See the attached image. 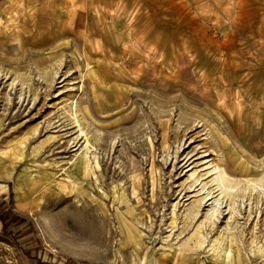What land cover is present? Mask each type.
Returning a JSON list of instances; mask_svg holds the SVG:
<instances>
[{"label":"rangeland","instance_id":"374dc122","mask_svg":"<svg viewBox=\"0 0 264 264\" xmlns=\"http://www.w3.org/2000/svg\"><path fill=\"white\" fill-rule=\"evenodd\" d=\"M20 1L0 0V199L33 223L44 261L187 264L195 236L213 258L199 264H264V198L212 231L201 201L228 154L237 178L263 169L264 0H56L54 16ZM1 229L0 264H29ZM228 232L240 252L216 251Z\"/></svg>","mask_w":264,"mask_h":264},{"label":"bare ground","instance_id":"6f19581e","mask_svg":"<svg viewBox=\"0 0 264 264\" xmlns=\"http://www.w3.org/2000/svg\"><path fill=\"white\" fill-rule=\"evenodd\" d=\"M32 0H29L27 4H30ZM55 1L56 0H49L48 4L45 6V10L47 11V14L50 16H54L53 10L55 8ZM27 2V1H26ZM72 2L75 4L78 2V0H72ZM27 4L25 3L24 0L19 2V5L22 8H25V11L27 10ZM61 15H59L57 18L59 19ZM68 18L70 19L71 16L68 15ZM57 20L52 21V25H56ZM62 22V21H61ZM60 27V26H59ZM59 34V32H58ZM33 37V42L35 44H39L41 40L38 38V33H35L32 35ZM27 41H30L31 38L26 39ZM1 74H4L7 77V73H3V71H0V78ZM10 85L13 87L16 84V79H13ZM21 98V95H20ZM73 115L75 118H77V106L74 109ZM78 122V120H77ZM83 133V130H81ZM264 132V130H263ZM95 150V149H93ZM84 154V151L82 150L79 152L77 155V159L81 158ZM76 159V160H77ZM237 158L234 157L233 155L228 154L227 155V165H230V167L222 166L219 164H212L210 167V171H208L206 174L210 173V176H213L210 179V182L214 185V187L209 190V188L206 187V185H202L201 192L205 194V197L201 199L208 202L210 209L207 213L206 220H204L202 223H205V227L209 226L211 228V231L214 230V227L216 225V221L219 219V215H222L223 212L226 210L229 212H234L236 204H238L239 207L244 205L246 203L245 199H248V196L252 197L255 194H259L262 199L264 198V164H263V169L262 172L259 173V171H254L251 169H246L247 172H252L251 174L254 175L253 177L250 178H245L244 180L242 178H237V176H234L232 171L235 170L237 171V167L234 168L237 164ZM238 166V165H237ZM240 166V164H239ZM239 171V170H238ZM13 175V172L9 173V176L11 177ZM32 217H36V213L32 211L31 213ZM208 223V225H207ZM228 231L230 230V227H227ZM71 232V236L69 237V242L75 247V249L79 248H85L91 245L90 241H84L85 237H87V234L84 232ZM131 241L137 240V236L134 233V231L130 234ZM196 239V237H191L189 240L185 242V249L186 252V257L188 259L187 264H199V256L205 257L206 259L213 261V258H211L206 252H201L198 253V248L205 245L206 241L204 242L201 239H198V241L195 243L193 246V242ZM222 239L217 238L216 241H218V246L216 247V251L218 252L220 249L224 252H227L225 250H230L232 251H241L243 249V244L241 243L240 239L238 237L236 238H230V233L228 232L227 235L222 239V241L218 240ZM136 249L138 250V244L135 242ZM140 248H143V246L139 245ZM164 250L162 251V254L164 256L169 255L170 253L168 251L172 250V248H169V246H164ZM146 249V248H145ZM160 256L155 255L153 259H151V263L153 264H161L159 260ZM149 262L148 256H144L143 258L140 259V264H147ZM200 264H204V262H200ZM216 264H222L216 262Z\"/></svg>","mask_w":264,"mask_h":264},{"label":"trees","instance_id":"16d2710c","mask_svg":"<svg viewBox=\"0 0 264 264\" xmlns=\"http://www.w3.org/2000/svg\"><path fill=\"white\" fill-rule=\"evenodd\" d=\"M5 199V197L0 199L1 233L13 239L29 264H79L75 260L63 259L61 256L56 257L54 262L44 261L45 248L33 223L14 211Z\"/></svg>","mask_w":264,"mask_h":264}]
</instances>
